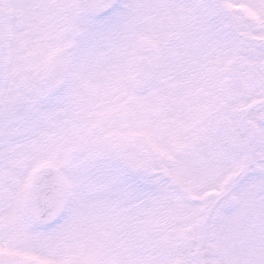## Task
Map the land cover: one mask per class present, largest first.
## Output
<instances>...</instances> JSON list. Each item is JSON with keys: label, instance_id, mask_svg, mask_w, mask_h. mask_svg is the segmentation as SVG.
Instances as JSON below:
<instances>
[{"label": "snow or ice", "instance_id": "1", "mask_svg": "<svg viewBox=\"0 0 264 264\" xmlns=\"http://www.w3.org/2000/svg\"><path fill=\"white\" fill-rule=\"evenodd\" d=\"M0 264H264V0H0Z\"/></svg>", "mask_w": 264, "mask_h": 264}]
</instances>
